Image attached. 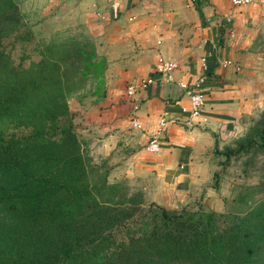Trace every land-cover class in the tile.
I'll use <instances>...</instances> for the list:
<instances>
[{"label":"trees","instance_id":"16d2710c","mask_svg":"<svg viewBox=\"0 0 264 264\" xmlns=\"http://www.w3.org/2000/svg\"><path fill=\"white\" fill-rule=\"evenodd\" d=\"M21 24L15 3L0 0V264H264V172L228 212L156 206L128 220L133 196L89 165L67 103L87 81L101 94L104 59L89 39H71L15 63L1 41L22 38ZM233 144L221 165L264 153V110Z\"/></svg>","mask_w":264,"mask_h":264},{"label":"crops","instance_id":"0c3cea01","mask_svg":"<svg viewBox=\"0 0 264 264\" xmlns=\"http://www.w3.org/2000/svg\"><path fill=\"white\" fill-rule=\"evenodd\" d=\"M43 1L45 8L57 6L75 17L104 59L101 94L92 95V87L70 106L78 137L101 158L107 181L137 186L166 207L203 189L206 199L216 200V188L206 185L218 170L215 149L237 135L262 89L264 0L244 6L228 0H194L189 6L184 0ZM158 56L177 64L167 81L156 70ZM225 59L239 70L221 66ZM202 74L204 103L199 115L190 116L178 83L192 84ZM127 83L136 86L132 98L125 94ZM130 118L140 127H130ZM160 118L165 126L158 150L150 152L144 146Z\"/></svg>","mask_w":264,"mask_h":264},{"label":"rangeland","instance_id":"374dc122","mask_svg":"<svg viewBox=\"0 0 264 264\" xmlns=\"http://www.w3.org/2000/svg\"><path fill=\"white\" fill-rule=\"evenodd\" d=\"M19 13L21 19L22 31L20 39L13 40L12 36L1 41V46L4 47L5 52H9L11 58L15 63L27 65L29 60L38 59V53L35 50L38 44L43 43H59L68 41L71 39H89L87 30L80 22L75 23V17L70 14H63V9H58L57 6L53 9L45 8L47 3L43 0H12ZM92 41L91 39H89ZM259 50L261 51L264 61V28L259 34ZM21 53H25L29 58H21ZM262 72L261 78L258 79L259 85H262V89L258 93L257 102L254 103L251 115L243 117L239 131L234 138L232 137L227 145L231 148L234 147V140L238 137H243L248 131L249 127L258 119L260 113L264 110V62L259 65ZM92 82L87 81L82 89L72 92L67 97V103L69 112L73 118L72 104L78 97H87L91 88ZM74 127H76L74 125ZM77 133V128H75ZM84 141L85 138L82 137ZM79 137V139H82ZM226 145V144H225ZM223 147V146H222ZM222 147L217 153L222 152ZM222 149V150H221ZM86 154L89 157V165L96 167L98 173L104 174V168L101 164V158H98L86 143ZM92 153V154H91ZM96 156V157H95ZM214 161L217 162L218 170L215 175L211 177V180L206 185H212L215 187L214 196L216 200L206 199L207 191L205 189L197 192H193L190 198L181 200L176 206H161L155 202L149 201L137 186L122 183L125 189V193L128 196H133V203L130 205L133 216L128 220L138 219L142 216V211L147 208L153 210L156 206L163 207L168 211L171 210H189V211H213L216 214L225 213L232 210L233 198L240 186H254L260 180L262 173L264 172V153L262 152H247L239 156L230 157L229 161L225 165H221L224 162L222 155H216ZM95 158V159H94ZM100 170V171H99ZM206 187V186H205ZM125 230V229H124ZM123 229L118 231V234H123Z\"/></svg>","mask_w":264,"mask_h":264},{"label":"built area","instance_id":"2783aa9c","mask_svg":"<svg viewBox=\"0 0 264 264\" xmlns=\"http://www.w3.org/2000/svg\"><path fill=\"white\" fill-rule=\"evenodd\" d=\"M232 5L235 6H244L247 4L252 3L253 0H228ZM194 0H184V5L189 6L193 4ZM159 42V41H157ZM204 57H201L200 60L204 61ZM156 70L160 74L163 81H167V75L172 72L176 67L177 64L172 59H165L161 56H158L156 58ZM221 66H234L235 70H239L238 65H232L231 61L228 59H225L221 62ZM146 82H150V80H146ZM204 82V74L200 76L194 83L186 85L185 83L181 82L178 83V85L185 90V94L189 101V115L190 116H197L199 115L201 111V107L204 103L205 95L200 91V86ZM125 94L132 98L135 94L136 86L133 83H127L125 85ZM134 109L136 110V105L134 106ZM129 125L132 128H139L140 124L137 119L130 118ZM165 126V121L163 118H160L158 121V126L155 130V132L151 135L147 143L145 144L144 148L150 152H156L158 150V143L157 139L160 134V132L163 130Z\"/></svg>","mask_w":264,"mask_h":264}]
</instances>
